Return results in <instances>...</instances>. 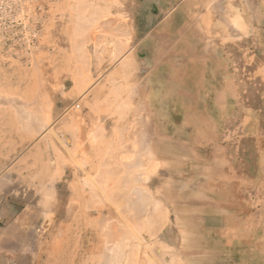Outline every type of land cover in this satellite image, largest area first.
<instances>
[{"label": "rangeland", "instance_id": "1", "mask_svg": "<svg viewBox=\"0 0 264 264\" xmlns=\"http://www.w3.org/2000/svg\"><path fill=\"white\" fill-rule=\"evenodd\" d=\"M69 1L0 0V154L5 150L12 153L9 172L13 175L14 187L12 196L0 200V264H101L104 253L96 251V248L102 250L104 246L108 215L102 207L108 205L113 210L117 209L116 197L112 196L114 190L108 191L104 186L108 174H102L105 167L102 162L108 159L110 163L115 159L116 165L121 161L127 164L139 163L137 167L132 165L135 171L139 168L133 177H137V182L140 179V183L146 181L148 186L151 185V192L157 200L162 198L163 210L168 211L167 220H173V225H168L164 230L170 233L168 240L158 237L160 243L152 239L151 244L160 249H172V256L177 255L178 264H264V0H176L165 5L166 9L172 10L165 14L166 17H171L174 23L178 22L177 34L172 30L171 39L174 41L180 42V37L185 40L181 25L196 23L204 26V23L211 21L203 20L205 15L214 17L216 73L223 74L216 76V98H219V102H216V110L212 107L202 108L196 110L198 114L190 111L191 124H196L186 129L184 125L175 124L176 116L171 119V123L169 119L166 123L162 122L164 119L157 118L160 121L157 124L150 123L149 116H145L138 142L133 133L139 124H105L106 120L101 123L103 120L97 122L94 119L98 116L107 119L109 116L99 112L103 103L102 94L101 98H93L89 92L100 82L106 89H110L106 79L119 62L115 67L105 69L107 73L101 70L102 64L96 66L101 67L99 71L98 68L95 71L94 66L89 76L95 72L94 76L98 79L88 87L84 85V92L75 83L79 79L68 78L66 61L69 58V63L73 61L70 54L62 50V46L72 37V29L74 31L73 27L77 23V20L74 23L76 18L70 9L74 5L69 6L74 0ZM162 1L170 0H126L123 4L129 11L128 18L132 25L129 28L131 37L128 39L131 49L125 54L133 52V12L137 15L135 5L142 10L141 17L147 18L150 12L155 14ZM192 3L202 6L206 3L207 10H213L216 6V13L212 15L202 12L204 8H201V12L197 9L179 12V5ZM147 28L142 29L144 34L148 32ZM130 64L132 75L133 63ZM59 65L60 68H57ZM40 77L44 81L48 80L52 87L56 86L53 88L57 89V99L66 98L65 107L59 103L53 109L49 108L51 112L56 110L49 116L56 125H52L51 120L50 127L46 125L44 128L42 125L48 123L46 118L47 113H50L45 108L47 105L44 107L46 118L44 113L42 116L43 109H38L46 123L44 120V124H40L39 119L37 125L34 122L36 119H26L30 123L25 120L30 113L38 112L35 98L34 102L29 99L32 98V91L27 88L42 87ZM131 78L128 79L131 81ZM128 83L132 92L133 86L131 82ZM105 91L103 94L110 97L111 93ZM86 94L88 101L84 102ZM21 95L25 96L23 100L26 107L16 101L23 98ZM199 102L205 104L203 99ZM98 104L100 108L96 107ZM210 105L213 103L210 102ZM54 114H60L56 117L59 122L53 118L56 116ZM69 117L74 118V124ZM68 124L72 129L64 128ZM125 126L130 133L121 131ZM47 135H50L49 139ZM168 136L174 137V145L183 146V151L187 149L189 152L188 164L184 163L183 169L165 163V148L168 146L165 137ZM153 145L163 146L164 149L160 152L148 151ZM174 156L184 157L178 153ZM10 161L8 159L3 162L2 166ZM109 176L112 178L111 174ZM3 179L5 181L6 178ZM3 179L0 177V187L4 188ZM181 180L183 183L180 185ZM111 181L107 178L106 183ZM183 189L187 193L185 197L180 194ZM89 191L92 196L88 199L99 210L94 206V209H89L88 199H85ZM169 192L171 197L167 201L165 195ZM112 197L115 200L112 203L114 206L111 204L114 201ZM117 198L120 206L124 205L125 202ZM156 207L159 209L153 206V210L158 212L160 207ZM181 208L187 210L184 215L180 213ZM5 211L7 217L3 216ZM160 212L158 216L166 219L163 212ZM100 213L103 226L98 221ZM182 216L186 219L183 220ZM96 223L102 226L99 231H95ZM92 232H100L102 238L94 237ZM140 234L141 237L142 234L150 235L147 229L140 230ZM140 264L145 263L141 260Z\"/></svg>", "mask_w": 264, "mask_h": 264}, {"label": "bare ground", "instance_id": "2", "mask_svg": "<svg viewBox=\"0 0 264 264\" xmlns=\"http://www.w3.org/2000/svg\"><path fill=\"white\" fill-rule=\"evenodd\" d=\"M73 1V0H72ZM71 0L69 1L72 2ZM28 3V2H27ZM73 3V4H72ZM70 3V7H72L74 5V8H70L72 9V15L76 18L74 19L73 17V21L75 23V21L77 20V23H75L74 25V31L72 29L71 35L72 37L68 40V42L62 46V50L68 52L71 56V60L73 61V63H69L70 62V58L68 59V61H66L68 64V78L70 79H74L77 80L79 79V82H75L78 83L77 86L81 87L83 89V91L81 90V92H84V88L86 89V86L83 87L84 85H87V87L89 86L90 83H93L96 79L95 72L94 75L89 76L90 71L92 70V68L95 66L94 70L96 71V66H99L102 64V68L99 67V69L101 68V70H104V72H108L105 71V69L107 68H111V67H115L116 64H118V62H120V66L117 67L116 69H113L112 73L110 75H108L107 79H106V83L109 85L108 87H111L110 89H106V87H104V84H102V82H100V85L96 86L94 89L92 88V90H90V94L91 96L96 97L98 96L99 98H101V94H102V99H103V103L101 104V109L99 112L103 113L106 116H109L108 118L113 119L114 121L117 120H121V117H124V109L127 105H130L134 100H132L135 97H130L127 95V93H125L126 96H124V91L128 88L127 83H123V77L128 75V70L130 62H132L133 60V56L132 54L130 56H128L127 58L123 59L122 61V57L120 59L121 55H124L125 52H127L129 50V48L131 49V45L130 43H128V39L131 37L130 33L131 31H129L130 26L131 25V20L129 21L130 15H129V11L126 10L125 6L123 5L124 3H126V0H74V2ZM34 4V3H33ZM72 5V6H71ZM128 9V8H127ZM70 11V12H71ZM69 15V16H72ZM132 19V17H131ZM71 22V21H70ZM71 24V23H70ZM76 27V28H75ZM67 30V29H66ZM65 30V31H66ZM71 32V31H70ZM55 33V32H54ZM58 34V33H57ZM54 35V34H53ZM56 35V34H55ZM66 35V33H65ZM64 37V36H62ZM66 37V36H65ZM64 37V38H65ZM134 38V37H133ZM230 41V40H229ZM233 41V40H232ZM132 42V41H131ZM61 49V48H60ZM133 49V48H132ZM55 50V49H54ZM61 50V52H62ZM56 51V50H55ZM129 54V53H127ZM125 54V55H127ZM136 54V53H135ZM134 55V54H133ZM53 56V55H52ZM66 56V54H65ZM64 56V57H65ZM57 58V57H56ZM63 60V59H62ZM116 60H119L116 62ZM122 62H121V61ZM55 61V60H54ZM61 61V60H60ZM60 61L59 64H60ZM64 61V60H63ZM57 62V63H58ZM64 63V62H63ZM166 65V64H165ZM168 65V63H167ZM61 66H65L64 64H62ZM56 67V66H55ZM66 67V68H67ZM164 67V66H163ZM60 68V65L59 67ZM65 68V67H64ZM65 68V69H66ZM139 68V67H136ZM63 69V68H62ZM57 70V69H56ZM54 70V71H56ZM100 70V71H101ZM44 71V70H43ZM41 71V72H43ZM58 71V70H57ZM62 71V70H61ZM171 71V70H170ZM53 73V72H52ZM55 73V72H54ZM134 73V72H133ZM137 73V72H136ZM60 73H58L59 75ZM61 75V74H60ZM59 75V76H60ZM63 75V74H62ZM107 75V74H105ZM136 75V74H135ZM223 74H218L216 73V76L220 77ZM40 76L41 75L40 73ZM48 76V74H47ZM57 76V77H59ZM98 76V75H97ZM104 76V73H103ZM43 77H40L39 79L42 81L38 82L41 85H43L42 87H34L33 88H27L29 91H32V98H29L30 100H34L37 103V106L35 108H37V110L39 109L40 111L43 109L42 116L46 113V110L44 109V107L47 105L48 110L50 111V109H53L55 107V105L61 103V105H63L65 107V99L61 98V100L59 101L56 97V92L57 89H54L53 86L50 85L48 83V80H43ZM56 77V75L54 76ZM100 77V76H99ZM67 78V79H68ZM66 79V80H67ZM122 79V82H121ZM130 79V78H129ZM58 80V79H57ZM104 80V79H103ZM32 81V80H31ZM39 81V80H38ZM44 81V82H43ZM50 81V79H49ZM68 81V80H67ZM128 81V80H127ZM264 81V79H263ZM53 82V81H52ZM98 82V81H97ZM136 82V81H135ZM57 83V82H56ZM55 83V84H56ZM59 83V82H58ZM138 85V82H136ZM38 84V85H39ZM54 84V83H53ZM76 85V84H75ZM231 85V84H230ZM58 86V85H57ZM65 86H67V83H65ZM233 86V85H232ZM60 87V86H59ZM62 88V87H61ZM231 88V87H229ZM129 89V88H128ZM145 89V88H144ZM59 90V89H58ZM61 90V89H60ZM107 90V91H105ZM106 93H111V96H105L107 94H103V92ZM128 91V90H127ZM137 91V89L135 90V92ZM232 91V90H231ZM20 92V91H19ZM126 92V91H125ZM88 93V94H89ZM21 94V92H20ZM29 94V93H28ZM139 95V94H138ZM137 95V96H138ZM86 96V97H85ZM84 96L83 101L86 102L88 101L87 98V94ZM89 96V95H88ZM90 96V97H91ZM17 97V96H16ZM21 97H23L21 95ZM25 97V96H24ZM24 97L21 99H18V97L16 99V101H18L19 105H21L22 107H26L25 103H24ZM2 98V97H1ZM5 99V98H4ZM13 99V98H12ZM28 99V100H29ZM80 99V98H79ZM91 99V98H89ZM136 99V98H135ZM33 100V102H34ZM143 100V99H142ZM1 101V100H0ZM5 101V100H4ZM141 101V100H140ZM137 103H141V102ZM155 101V100H154ZM2 102V101H1ZM6 102V101H5ZM97 102V101H96ZM135 102V101H134ZM216 102H219V98H216ZM9 103V102H8ZM7 103V104H8ZM23 103V104H21ZM48 103V104H46ZM89 103V102H88ZM135 103V104H137ZM6 104V105H7ZM10 104V103H9ZM15 104V101L14 103ZM16 104V105H17ZM134 104V105H135ZM5 105V106H6ZM11 105V104H10ZM27 105V104H26ZM72 105V104H71ZM144 105V104H142ZM142 105H138V108L142 107ZM15 106V105H14ZM49 106V107H48ZM145 106V105H144ZM96 107L100 108V105L98 104ZM96 107H94L95 109H97ZM137 107V106H136ZM50 108V109H49ZM69 108V107H68ZM93 108V107H92ZM134 108V107H133ZM146 108V107H145ZM20 109V108H19ZM24 109V108H23ZM25 110V109H24ZM23 110V111H24ZM37 110H35L37 112ZM38 110L37 114H29L28 112V119L30 120H34V122L36 121V124L39 123V119L41 120L40 124H44V120L46 118V114L44 115L45 118L43 117V119L41 118L42 116H40V111ZM76 110V109H75ZM99 110V109H97ZM138 110H142L138 109ZM199 110V109H197ZM216 110V109H215ZM21 111V110H20ZM34 111V113H35ZM27 112V111H26ZM52 112H56V110L52 111ZM52 112L50 111V113H47L48 116L46 118V120L48 121V123H45L43 126L47 127L49 126V123L51 124V122L53 121L52 117H49L52 115ZM61 112V111H60ZM66 112V111H65ZM98 112V113H99ZM146 112V111H145ZM44 113V114H43ZM82 113V112H81ZM138 113V112H137ZM22 114V112H21ZM24 114V113H23ZM39 114V115H38ZM50 114V115H49ZM25 115V114H24ZM56 115V114H54ZM57 114L55 117H58ZM62 115V114H61ZM100 115V114H99ZM133 115V114H132ZM149 115V114H148ZM39 116V118L37 117ZM65 116V115H64ZM63 116V117H64ZM140 116V115H139ZM138 116V117H139ZM209 116V115H208ZM207 116V117H208ZM49 117V119H48ZM100 117V116H98ZM126 117V116H125ZM131 117V116H130ZM143 117V116H142ZM38 118V120H37ZM65 118V117H64ZM73 117H69L68 119L73 121V119H71ZM150 118V117H149ZM99 119V118H98ZM125 119V118H123ZM135 119H138L137 116ZM140 119V118H139ZM138 119V121H139ZM52 120V121H51ZM55 120V119H54ZM57 120V118H56ZM76 120V119H75ZM81 120V119H80ZM127 120V119H126ZM142 120V119H141ZM29 121L26 120L27 123H30ZM43 121V122H42ZM51 121V122H50ZM58 121V120H57ZM99 121V120H97ZM118 121V123H119ZM137 121V123H138ZM59 122V121H58ZM62 122V121H61ZM69 122V121H68ZM128 122V121H126ZM144 122V120H143ZM152 122V120H151ZM25 123V122H24ZM32 123V122H31ZM54 121L53 124L54 125ZM74 124V121L73 123ZM77 124V123H76ZM136 124V122H135ZM138 124H142V122H139ZM179 124V123H178ZM177 124V125H178ZM191 124V121H190ZM34 125V124H33ZM38 125V124H37ZM47 125V126H46ZM51 125V126H52ZM56 125V124H55ZM64 126V124H62ZM61 125V127H63ZM69 126H71L70 124H68ZM81 125V124H80ZM133 125V124H132ZM69 126H65L64 128L66 130H70L72 129ZM50 127V126H49ZM126 127V126H125ZM140 127V126H139ZM59 128V127H58ZM142 128V127H141ZM36 129V128H35ZM63 129V128H61ZM139 129V128H138ZM138 129H136L138 131ZM41 130L43 131L44 129L41 128ZM64 130V129H63ZM86 130V129H85ZM47 131V129H46ZM56 131V130H55ZM65 131V130H64ZM136 131V132H137ZM49 132V131H48ZM135 132V133H136ZM10 133V132H9ZM59 133V132H58ZM62 133V132H61ZM60 133V134H61ZM96 133V132H95ZM128 133H130L128 131ZM139 133H142L139 129ZM134 134V133H133ZM138 134V133H136ZM89 135V134H88ZM50 135H47L46 137L48 138ZM53 137V135H51ZM42 137V136H41ZM45 137V136H44ZM45 137V138H46ZM92 137V136H91ZM97 137V136H96ZM137 137V136H136ZM135 137V138H136ZM140 137V136H139ZM87 138V137H86ZM49 139V138H48ZM51 139V138H50ZM47 140V139H46ZM136 140V139H135ZM139 138L136 140L138 142ZM50 140H48L49 142ZM85 142V141H84ZM149 142V141H148ZM141 143V142H140ZM77 144V143H76ZM128 144V143H127ZM132 144V143H131ZM136 144V143H135ZM61 145V144H60ZM130 145V143L128 144ZM141 145V144H140ZM75 146V145H74ZM73 146V147H74ZM80 146V145H79ZM124 146V145H123ZM132 146V145H130ZM128 146V148L130 147ZM138 146V145H137ZM81 147V146H80ZM127 147V146H126ZM126 147H124L125 149H127ZM136 147V146H135ZM142 147V146H140ZM175 150H180L183 151V146L180 147H176L173 146ZM79 148V147H78ZM133 148V147H131ZM137 148V147H136ZM135 148V149H136ZM85 149V148H84ZM122 149V148H121ZM134 149V148H133ZM132 150V149H131ZM130 150V151H131ZM155 150V149H154ZM75 151V150H74ZM135 151V150H133ZM147 151V150H146ZM149 151V150H148ZM76 152V151H75ZM152 152V151H151ZM112 153V152H111ZM132 153V152H131ZM108 154V153H107ZM135 154V153H134ZM133 154V155H134ZM138 154H140L138 152ZM62 155V154H60ZM76 155V154H75ZM116 155V154H115ZM112 156V155H110ZM163 156V155H162ZM30 156H28L27 158H29ZM117 157V156H115ZM146 157V156H145ZM110 158V157H109ZM114 158V157H113ZM168 158V157H167ZM67 159V158H66ZM105 159V158H104ZM111 159V158H110ZM139 158H137L138 160ZM152 159V158H151ZM119 160V158L117 159ZM170 161L174 160L172 158H169ZM184 159H182V161L179 160L180 163H177V166L180 167L182 169V167H184ZM121 161V160H120ZM139 161V160H138ZM157 161V160H156ZM169 161V162H170ZM176 160H174L172 163L173 165H176L175 163ZM109 162V163H108ZM115 159L114 161H112L110 163L109 159L108 160H104L102 162V164L105 165V167H101L102 169V174L105 173L104 175L106 179H104V186L105 189H107L108 191L114 190L112 196L116 197V203H115V207L117 208L116 210H113L111 207H109L108 205L105 207H102L105 209V211L107 212V227L105 228L106 234H105V238H104V246L101 250H97L98 248H96V251L101 252V254L104 255V257L101 258V264H140L141 260L145 263V264H178V259H177V255L175 257L172 256L173 251L172 249L168 248V247H161V249L157 246V245H152L151 244V240L152 239H157L158 237H163L165 238V240H168V236H170L169 232L164 231L168 225H173V220L169 219L167 220V210H163L164 208L162 207L163 204H161V199L157 200V198H155L154 193L151 192V185L148 186V183H140V179L137 182V177H133L136 176L137 172H139V168H137V170L135 171L134 167H137L136 165H138L137 163H133V164H127V162H118L119 164L116 165ZM159 162V160H158ZM58 164V163H57ZM142 164V163H141ZM169 164V165H170ZM132 165H134V167L132 168ZM55 166V165H54ZM74 166V165H73ZM107 166V167H106ZM139 167V166H138ZM145 167V166H144ZM69 168V167H68ZM75 168V166H74ZM132 168V169H131ZM146 168V167H145ZM143 169L140 168V171ZM62 170V169H61ZM100 170V169H99ZM134 170V171H133ZM63 171V170H62ZM153 171V170H152ZM59 172V171H58ZM135 172V173H134ZM61 174H63V172H61ZM60 174V175H61ZM101 174V176H102ZM112 175L111 176L109 175ZM129 174V178L127 177V175ZM59 173H58V177H60ZM103 175V176H104ZM139 175V174H138ZM153 175V174H152ZM131 176V177H130ZM95 177V176H94ZM102 178V177H100ZM99 178V179H100ZM107 178H109L110 180L115 181L114 183H111L113 181H111V185L110 183H106ZM139 178V177H138ZM142 178V176H141ZM44 179V178H43ZM42 179V180H43ZM97 179V178H96ZM150 179V177H149ZM160 179V178H159ZM172 179V178H171ZM169 180V182L172 184V180ZM102 180V179H101ZM131 180V181H130ZM142 180V179H141ZM144 180V179H143ZM164 180V179H162ZM99 181V180H97ZM109 181V180H108ZM129 181V182H128ZM155 181V180H154ZM160 181V180H159ZM60 182V181H59ZM119 183V184H117ZM156 183V182H155ZM86 184V183H85ZM92 184V183H91ZM101 184L103 185V183L101 182ZM154 184V183H153ZM170 184V185H171ZM155 185V184H154ZM153 185V186H154ZM48 186V185H47ZM87 186V185H86ZM103 186V187H104ZM102 187V186H101ZM167 187V186H165ZM89 188V186L87 187ZM93 188V187H92ZM116 188H120L121 190H115ZM165 189V188H164ZM90 190V188H89ZM166 190V189H165ZM184 191H186L185 189H183ZM91 192L93 191L92 189L90 190ZM89 191V192H90ZM169 191V190H168ZM183 191V192H184ZM201 191V190H200ZM88 192V194H89ZM91 192L90 194H86L87 199L91 198ZM160 192V191H159ZM198 192V191H197ZM86 193V192H85ZM84 193V194H85ZM106 193H108L106 191ZM105 193V194H106ZM109 193V194H110ZM93 194V193H92ZM95 194V193H94ZM162 194V193H161ZM211 194V193H210ZM91 195V196H90ZM90 196V197H89ZM211 196V195H210ZM97 197V196H96ZM111 197V196H110ZM110 197L108 199H110ZM112 197V198H113ZM121 201H124V205L120 206V202H118V198ZM170 197L171 194L170 192L167 194V196L165 195V198L167 199V201H170ZM198 197V196H197ZM94 198V197H93ZM160 198V197H159ZM183 198V197H182ZM84 199V200H85ZM194 199V198H193ZM114 200V198H113ZM115 200L112 203L115 202ZM110 202V201H109ZM88 207L91 210L92 206H94L93 201L91 202V199H88ZM105 204V203H104ZM118 204V205H117ZM113 205V204H112ZM160 207V211L163 212L164 217H166V219H162L161 216H158V212H155V210H153V206L154 208H158L156 206ZM114 206V205H113ZM122 208H119V207ZM95 207V206H94ZM107 207V208H106ZM113 207V208H115ZM102 208L100 209L99 212H101ZM94 209V208H92ZM95 209L99 210V207H95ZM103 209V210H104ZM159 209V208H158ZM157 210V209H156ZM178 210V209H177ZM68 211V210H67ZM104 212V211H103ZM187 212L186 209H180V213L181 214H185ZM161 215V212H160ZM133 219V222L131 220V218ZM136 217V218H135ZM138 217V218H137ZM98 218V217H97ZM128 218V219H126ZM137 220H135V219ZM184 217L182 216V219ZM186 218H184L183 220H185ZM131 220V221H130ZM98 221L101 222V225L103 224V218L101 216V213L99 215ZM99 222V223H100ZM103 226V225H102ZM102 226H99L98 223H96L95 225V231H99ZM88 227V226H87ZM86 229V228H85ZM104 229V228H103ZM142 229H147L150 233V235H145L140 234V230ZM85 231V230H84ZM94 231V232H95ZM78 233V231H77ZM93 233V232H92ZM84 235V233H83ZM94 237L96 238H100L101 234L99 233H93L92 234ZM102 238V237H101ZM140 238V239H138ZM76 239V238H75ZM82 239V237H81ZM162 240V239H161ZM103 241V242H104ZM107 242V244H106ZM57 243V242H56ZM79 243V242H78ZM160 243V241H159ZM75 244V243H74ZM86 244V243H84ZM162 244V243H161ZM59 246L61 244H58ZM181 246V245H180ZM82 247V246H81ZM71 250V249H70ZM78 249H76L77 251ZM86 250V249H85ZM55 251V250H54ZM75 251L72 248V252ZM80 251V250H79ZM105 251V252H104ZM143 251V253H142ZM183 251V250H182ZM74 253V252H73ZM76 253V252H75ZM80 253V252H79ZM83 253V252H82ZM51 254V253H50ZM81 254V253H80ZM66 255V254H65ZM78 255V254H77ZM143 255V256H142ZM58 256V255H57ZM67 256V255H66ZM73 255H71L72 258ZM79 256V255H78ZM77 256V257H78ZM82 256V255H81ZM86 256V255H85ZM101 256V255H100ZM62 257V256H61ZM49 258V257H48ZM67 258V257H66ZM65 258V259H66ZM81 257H79L80 259ZM57 259V258H56ZM64 259V260H65ZM24 260V259H23ZM48 260V259H47ZM67 260V259H66ZM73 260V259H71ZM83 260V259H82ZM61 261V260H60ZM80 261V260H79ZM85 261V260H84ZM71 262V261H69ZM68 262V263H69ZM61 263V262H60ZM77 263V262H74ZM81 263V262H80ZM83 263V261H82ZM85 264V263H84ZM180 264V263H179Z\"/></svg>", "mask_w": 264, "mask_h": 264}, {"label": "crops", "instance_id": "3", "mask_svg": "<svg viewBox=\"0 0 264 264\" xmlns=\"http://www.w3.org/2000/svg\"><path fill=\"white\" fill-rule=\"evenodd\" d=\"M174 1L176 0H170L169 2L162 1L160 3V8L155 11V14L150 12L147 18L146 16H144V18L141 17L142 10L135 5V11L138 17L133 12L134 42L133 52L131 53L133 56V70L132 75L130 74L129 69L128 75L123 77L124 84L129 81L133 86L132 92L128 88L125 90L126 92H123L124 96H126L125 93H127L130 99L131 97H135L136 99H132L135 102L133 101V105L128 106V108L125 107L124 112L126 113L124 114V117H121L120 121L106 119L105 117L92 118L99 121L103 120L101 123H104V120H106L105 124H112L119 121L120 124L127 123L126 125H130L131 123L135 124L136 122V124H138L139 122H142L141 125L139 124L140 127L138 126L140 131H142L141 127L144 124L143 118L145 116L150 117V123L152 124L160 122L156 120L157 118L164 119L162 122L166 123L167 119H169V122L171 123V119L176 116L177 120L174 121L175 124L177 125L179 123L178 125H184L183 127L186 129V127L196 124H190V111L198 114V111H196L197 109H207L210 107L214 109L216 108V23L213 21L214 17L205 15L203 20L211 21L204 23V26L196 23H188L187 26L185 24L181 25V30L183 31L182 34L183 37H185V40L180 37L178 38L180 42L174 41L171 39L173 37L172 30H175V34H177L176 30L178 22L174 23L173 20L170 19L171 17L167 18L165 15L172 11L171 8L166 9L165 5H167V3L170 5ZM207 6L208 4L206 3L204 6L197 3L193 5L192 3L179 5V9H177L179 12L185 13L196 9L198 12H201V8H204L202 12L212 15L213 13H216V6L213 10H207ZM175 15L181 14L176 13ZM164 17L165 19H163ZM146 27H148V32L144 34L142 29H145ZM153 46L155 47L152 49ZM259 51L262 53L261 49H259ZM131 54H127L124 57L127 58ZM124 57L122 58V61L125 59ZM119 66L120 62L118 64V67ZM130 66L131 64L129 67ZM130 77H132L131 81L128 79ZM135 81L138 82V85ZM127 85H129V83ZM136 89L137 91L135 92ZM130 94H132V96ZM201 99L205 101V104L199 102ZM136 100L138 102L141 100L142 104L145 106L141 103L138 104ZM210 102H212L213 105H210ZM138 105H142V107L138 108ZM141 108L142 110H138ZM131 112L133 115L130 117ZM136 116L138 119L140 118L139 121L138 119H135ZM139 129L138 131L136 130V133L138 134L134 133L137 136V139L140 138L139 136L141 134L139 133ZM121 131L128 132L129 128L124 127ZM165 139L166 144L168 143L167 148H165L166 165L170 167L177 166V163H180L179 160L182 161V159H184V163L188 164V150L185 149L181 152L180 150H175L173 146L177 145H174V137L172 136L165 137ZM163 149V146L153 145L149 151L153 150L160 152ZM138 152H140V149ZM175 153L184 157H175ZM138 155L140 157V154ZM169 158L176 160V165L170 164L174 160L170 161ZM8 159H11V161L7 165L2 166V163H5ZM11 164L12 153L10 152L9 154L7 150H5L4 153L1 152L0 177H2V179L3 177L6 178L5 181L3 179L5 182L4 188L2 186L0 187L1 201L6 200L10 195H13V175L9 172V166ZM185 167H187V165ZM183 168L184 167H182V169ZM182 183L183 180H181L180 185ZM180 194L184 197L187 195L186 191H181ZM6 211L3 212V216L5 217H7Z\"/></svg>", "mask_w": 264, "mask_h": 264}]
</instances>
